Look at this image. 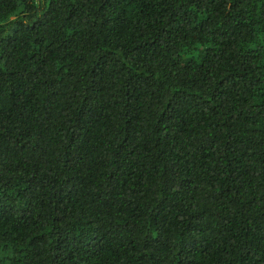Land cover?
<instances>
[{
  "label": "trees",
  "instance_id": "16d2710c",
  "mask_svg": "<svg viewBox=\"0 0 264 264\" xmlns=\"http://www.w3.org/2000/svg\"><path fill=\"white\" fill-rule=\"evenodd\" d=\"M0 264H264V0H0Z\"/></svg>",
  "mask_w": 264,
  "mask_h": 264
}]
</instances>
